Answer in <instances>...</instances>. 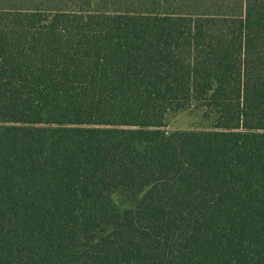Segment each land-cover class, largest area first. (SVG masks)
I'll return each instance as SVG.
<instances>
[{"label":"trees","instance_id":"1","mask_svg":"<svg viewBox=\"0 0 264 264\" xmlns=\"http://www.w3.org/2000/svg\"><path fill=\"white\" fill-rule=\"evenodd\" d=\"M0 264H264V0L0 6Z\"/></svg>","mask_w":264,"mask_h":264},{"label":"rangeland","instance_id":"2","mask_svg":"<svg viewBox=\"0 0 264 264\" xmlns=\"http://www.w3.org/2000/svg\"><path fill=\"white\" fill-rule=\"evenodd\" d=\"M21 0H0V6L8 5ZM234 3H233V2ZM240 3V0H231V5ZM240 10V7H236V11ZM205 121L201 117V111L197 109L185 110L178 112L174 115H169L167 118L165 129L171 131L173 129H188L199 126H204Z\"/></svg>","mask_w":264,"mask_h":264}]
</instances>
